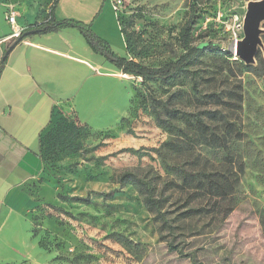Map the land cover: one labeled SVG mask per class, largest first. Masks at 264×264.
<instances>
[{"label":"rangeland","instance_id":"rangeland-1","mask_svg":"<svg viewBox=\"0 0 264 264\" xmlns=\"http://www.w3.org/2000/svg\"><path fill=\"white\" fill-rule=\"evenodd\" d=\"M104 1L62 0L58 14L75 16L66 19L86 23L94 33L96 25L109 37L111 49L123 55L118 16L138 37L142 58L137 61L149 67L176 61L185 53L180 31L189 20L195 23L193 45L211 42L216 47L206 48L191 67L195 77L188 74L170 84L125 77L115 111L108 113L127 116L132 87L131 112L104 131L83 125L74 112L59 107L37 143L43 162L40 178L25 184L6 207L0 264H264V33L250 72L231 63L237 60L235 42L243 38L246 6L257 0H198L195 13L193 0H106L103 14ZM56 5L57 0H0V60L17 30L21 34L43 23ZM102 15L104 20H99ZM11 16L16 26L10 24ZM84 17L89 22L82 21ZM220 101L226 105L216 107ZM152 103L164 118L163 106L183 112L220 108L242 132L231 147L233 163L229 166V151L227 155L205 146L169 152L164 143L182 145L187 139L158 126ZM226 136L228 141L237 137ZM240 164L244 172L231 213L229 199L204 196L198 201L169 167L206 168L229 178V171L238 173ZM124 171L154 175L159 188L167 183L165 211L178 227L173 236L160 232L133 187L117 183ZM214 203L219 204L216 211ZM201 205L210 213L180 217L189 207ZM125 240L140 246H127Z\"/></svg>","mask_w":264,"mask_h":264},{"label":"crops","instance_id":"crops-1","mask_svg":"<svg viewBox=\"0 0 264 264\" xmlns=\"http://www.w3.org/2000/svg\"><path fill=\"white\" fill-rule=\"evenodd\" d=\"M61 1L57 0L54 10L56 20L75 18L58 14ZM104 2L103 14L107 8ZM106 15L112 16L110 11ZM106 15L98 19L104 20ZM81 20L89 22L86 17ZM118 26L121 33L119 21ZM93 29L110 43L96 25ZM121 36L123 55L112 51L127 57L125 37ZM124 79L122 72L91 50L77 29L32 36L13 49L0 78V232L10 198L43 172L37 143L55 120L59 107L74 112L93 130L111 128L127 118L131 109L132 87L127 116L108 113L115 111Z\"/></svg>","mask_w":264,"mask_h":264},{"label":"trees","instance_id":"trees-1","mask_svg":"<svg viewBox=\"0 0 264 264\" xmlns=\"http://www.w3.org/2000/svg\"><path fill=\"white\" fill-rule=\"evenodd\" d=\"M196 1L198 0H193L192 4V10L194 13V9H196V5L198 4ZM54 10L55 8L51 10V13L46 21L35 26H31L29 29L22 32L20 36L14 40L13 44L22 39L19 42V44H21L26 39L36 35L57 33L68 28L77 29L91 50L104 57L117 70L122 72L125 77L141 79L143 82L153 81L166 84L173 83L175 80L188 74L195 77V74H192L191 67L201 61L206 48L211 49L216 47V45L211 42L206 45H193L195 23L189 20L180 31V42L185 53L176 61L168 62L160 67H149L137 61L138 58H142L141 54L137 53L139 43L138 37L135 33L129 32V27L124 23H120L119 19L118 21L121 27V33L125 37L127 57H120L115 54L110 45L92 31L90 25L73 19L57 21L54 17ZM13 44L2 56L0 62V78L8 59L6 53L13 46ZM225 55L227 56V59L232 58L229 54ZM231 63L235 66L243 68L247 72H250L253 69L251 66L242 65L239 60H233ZM134 101L135 96L133 93L131 108ZM155 101L156 100L153 102ZM240 101H242V99ZM159 103L160 105L162 104L161 102ZM215 105L216 107H222L226 104L220 101L215 102ZM152 107L155 121L160 128L169 134H182L187 139L182 145H177L174 141L164 143V147L169 152L188 153L192 150L191 146H205L213 150L223 151L227 155L229 151V166L233 163V158L230 156L231 147L233 144L238 143L240 140L238 137L242 135V132L238 128L236 122L231 121L229 115L224 113L220 108L215 110L208 109L200 112H183L178 109H171L167 106H163L165 115L164 118L158 112L153 103ZM57 113L55 114V119L57 117ZM178 123L183 124L184 128L180 127ZM213 123H218L221 129L217 130ZM188 131H193L194 134L191 135ZM235 133L237 137H233L228 141L226 135H234ZM169 167L170 169L177 171L180 175L182 188L187 190L186 192H191V195L192 193L193 195H196V197H192H195L198 201H203V199H205L204 196H212L218 201H225L229 199L230 204L227 212H232L234 206H232L231 203L239 183V174L244 172V166L242 164L239 165L238 173L236 172L232 174V172L229 171V178H225V176L222 175L218 176L216 172L208 171L206 168H201L198 171H190L185 169L182 165H172ZM158 179L159 178L154 175L141 176L134 171H124L117 177V183L121 186L133 187L141 195L146 210L154 216L155 221L159 225L160 232H168L169 235L173 236L175 234L174 231L178 229V227L173 225L176 222L168 218V212L165 211L166 204L170 199V197L165 194L167 183L164 184L163 187L159 188ZM218 205L219 204L217 203L213 204V211L217 210L216 206ZM209 211L210 210L203 205L199 207H189L180 215V217L194 218L209 214ZM227 214L228 213H226V215ZM124 243L127 246L134 248L140 246V244H133L129 240H125ZM172 243H169V247L174 251L176 248L172 245Z\"/></svg>","mask_w":264,"mask_h":264},{"label":"water","instance_id":"water-1","mask_svg":"<svg viewBox=\"0 0 264 264\" xmlns=\"http://www.w3.org/2000/svg\"><path fill=\"white\" fill-rule=\"evenodd\" d=\"M264 0L250 1L246 6V14L243 21V38L235 43L234 54L237 60L246 66L256 64V56L263 47L262 35L264 33ZM22 39L18 40L8 50L6 56L13 51Z\"/></svg>","mask_w":264,"mask_h":264},{"label":"built area","instance_id":"built-area-1","mask_svg":"<svg viewBox=\"0 0 264 264\" xmlns=\"http://www.w3.org/2000/svg\"><path fill=\"white\" fill-rule=\"evenodd\" d=\"M116 9V8H115ZM10 24L12 25V26H16V18H15V16H11V18H10ZM241 28H242V30H243V26H241ZM20 35V33H19V30H17L16 31V33L12 36V37H10L9 39H12V38H16L17 39V37ZM237 42V41H236ZM235 42V43H236Z\"/></svg>","mask_w":264,"mask_h":264}]
</instances>
